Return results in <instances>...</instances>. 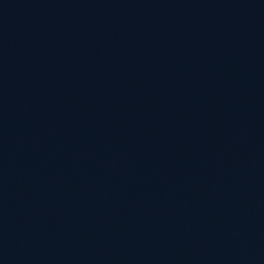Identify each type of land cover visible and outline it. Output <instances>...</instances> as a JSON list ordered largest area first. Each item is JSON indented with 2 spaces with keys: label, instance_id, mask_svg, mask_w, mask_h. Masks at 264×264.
<instances>
[{
  "label": "water",
  "instance_id": "95a60500",
  "mask_svg": "<svg viewBox=\"0 0 264 264\" xmlns=\"http://www.w3.org/2000/svg\"><path fill=\"white\" fill-rule=\"evenodd\" d=\"M0 264H264V0H0Z\"/></svg>",
  "mask_w": 264,
  "mask_h": 264
}]
</instances>
